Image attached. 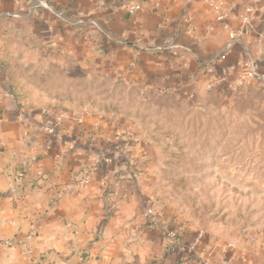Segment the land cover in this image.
Wrapping results in <instances>:
<instances>
[{"label":"crops","instance_id":"crops-1","mask_svg":"<svg viewBox=\"0 0 264 264\" xmlns=\"http://www.w3.org/2000/svg\"><path fill=\"white\" fill-rule=\"evenodd\" d=\"M223 10L0 0V264H264V246L152 222L132 174L143 143L115 140L136 110L126 104H158L157 90L191 103L231 87L247 54L262 77L246 86L264 93V0Z\"/></svg>","mask_w":264,"mask_h":264},{"label":"rangeland","instance_id":"rangeland-1","mask_svg":"<svg viewBox=\"0 0 264 264\" xmlns=\"http://www.w3.org/2000/svg\"><path fill=\"white\" fill-rule=\"evenodd\" d=\"M247 79L191 103L157 90L158 104H126L136 110L120 123L143 143L132 174L146 211L207 241L262 247L264 93Z\"/></svg>","mask_w":264,"mask_h":264},{"label":"built area","instance_id":"built-area-1","mask_svg":"<svg viewBox=\"0 0 264 264\" xmlns=\"http://www.w3.org/2000/svg\"><path fill=\"white\" fill-rule=\"evenodd\" d=\"M210 8L214 9L218 13H222L223 5L225 0H203ZM141 6L138 3L128 4L126 9L127 12L130 14H134L137 10H139ZM236 36V33L229 32V38L234 39ZM245 68H246V74L249 78H261L262 76L258 73V66L255 58L247 54L244 62ZM49 131H53L52 128L49 129ZM116 142H125V143H136L138 142V138L133 135L132 133H129L128 131H119L115 135ZM147 215L152 217V222H160V219L151 211H146ZM202 235V233H200ZM168 238H169V246L168 249L171 251H174L176 248H178L181 245L180 239L178 235L174 231H168Z\"/></svg>","mask_w":264,"mask_h":264}]
</instances>
